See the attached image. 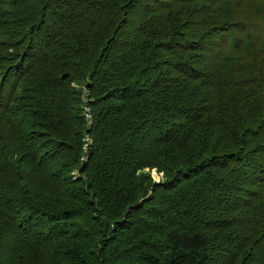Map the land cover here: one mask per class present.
I'll list each match as a JSON object with an SVG mask.
<instances>
[{
  "label": "trees",
  "instance_id": "obj_1",
  "mask_svg": "<svg viewBox=\"0 0 264 264\" xmlns=\"http://www.w3.org/2000/svg\"><path fill=\"white\" fill-rule=\"evenodd\" d=\"M2 89L0 264H264V0H0Z\"/></svg>",
  "mask_w": 264,
  "mask_h": 264
},
{
  "label": "rangeland",
  "instance_id": "obj_2",
  "mask_svg": "<svg viewBox=\"0 0 264 264\" xmlns=\"http://www.w3.org/2000/svg\"><path fill=\"white\" fill-rule=\"evenodd\" d=\"M48 37H49L48 31L43 29V31L38 35V39L40 40L41 43L34 45L36 51L40 53L41 58H43L44 54L46 53V49H45L44 45L46 44ZM28 54L31 56L32 60H34L36 58V52L33 50V47L29 48ZM18 69H19L18 67H12V71L14 72V80L17 76L20 75L18 73ZM83 71L84 70L81 67V69L78 73L79 78H83V73H84ZM65 75H67V74H65ZM59 78L66 79V76H65V78H62V76H60ZM40 79L48 80L50 84L59 85L54 81V79H52V75L49 73V71L46 67L43 68L41 75H40ZM86 83H87V81H84L81 83H77V82L70 83V89L73 91L72 93L74 95H76L77 97L79 96L81 101L84 103L87 102V98L89 97V93L87 90ZM7 90L12 92L13 87L9 86L7 88ZM7 90L2 89L3 93L0 94V97H2V99L6 102L9 101V98H7V96H6V95H8ZM69 97H71L70 94L68 95V98ZM83 108H84V117L86 119H88L87 125H88V130H89L91 127V122L89 120L90 119V109L86 105L84 107V105L81 104L79 106V108L77 109V111H78V113H80L79 111ZM38 124H39L38 121L35 120L34 122L30 123L28 126L27 125H25V126L20 125L17 128H11V126H3L2 125L3 133H4L5 137L9 140V141H7L8 146L5 148V150L10 157H12L14 159V157L18 158L20 156H23V159L26 160L25 163H27L29 161L28 157L32 156L33 154L37 155V157L39 156L38 148L41 144H39V142H38V135H36L34 138H30V131H29L30 129L36 128L38 126ZM85 136H86V131L83 134L82 139H81V142L83 143V145H84V143H86L89 140L88 137H85ZM86 148H87V146H84L83 150H86ZM22 150H24V151H22ZM84 152H83V154H81L79 164L85 160L86 154L84 155ZM43 157L46 158V159H44V158L42 159L44 163L49 162L51 164V161L46 157V155H44ZM31 171H33V170L32 169L28 170V168H26L25 173L28 174ZM79 173L80 172L77 169V167L71 166V172H70L71 176H73V177L78 176ZM151 177L155 182H159L162 178V175H158L155 171H152Z\"/></svg>",
  "mask_w": 264,
  "mask_h": 264
},
{
  "label": "clouds",
  "instance_id": "obj_3",
  "mask_svg": "<svg viewBox=\"0 0 264 264\" xmlns=\"http://www.w3.org/2000/svg\"><path fill=\"white\" fill-rule=\"evenodd\" d=\"M66 75L62 76V78H65ZM154 171V170H153Z\"/></svg>",
  "mask_w": 264,
  "mask_h": 264
}]
</instances>
